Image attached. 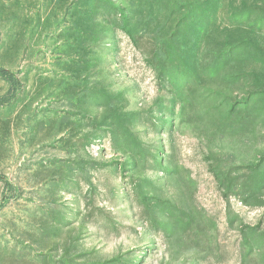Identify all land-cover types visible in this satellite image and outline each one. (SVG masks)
Returning a JSON list of instances; mask_svg holds the SVG:
<instances>
[{"label": "rangeland", "instance_id": "rangeland-1", "mask_svg": "<svg viewBox=\"0 0 264 264\" xmlns=\"http://www.w3.org/2000/svg\"><path fill=\"white\" fill-rule=\"evenodd\" d=\"M0 264H264V0H0Z\"/></svg>", "mask_w": 264, "mask_h": 264}]
</instances>
